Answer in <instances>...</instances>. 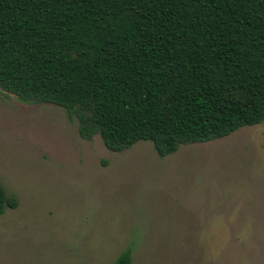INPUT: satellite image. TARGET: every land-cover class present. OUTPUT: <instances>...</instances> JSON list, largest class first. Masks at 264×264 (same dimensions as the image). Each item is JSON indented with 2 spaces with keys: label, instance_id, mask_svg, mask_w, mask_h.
Instances as JSON below:
<instances>
[{
  "label": "trees",
  "instance_id": "trees-1",
  "mask_svg": "<svg viewBox=\"0 0 264 264\" xmlns=\"http://www.w3.org/2000/svg\"><path fill=\"white\" fill-rule=\"evenodd\" d=\"M0 91L113 153L225 138L264 121V0H0Z\"/></svg>",
  "mask_w": 264,
  "mask_h": 264
},
{
  "label": "rangeland",
  "instance_id": "rangeland-1",
  "mask_svg": "<svg viewBox=\"0 0 264 264\" xmlns=\"http://www.w3.org/2000/svg\"><path fill=\"white\" fill-rule=\"evenodd\" d=\"M0 264H264V121L183 145L113 153L64 109L0 91Z\"/></svg>",
  "mask_w": 264,
  "mask_h": 264
}]
</instances>
